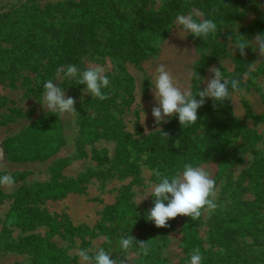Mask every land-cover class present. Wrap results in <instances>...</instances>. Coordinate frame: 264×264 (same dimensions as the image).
<instances>
[{"label": "trees", "instance_id": "1", "mask_svg": "<svg viewBox=\"0 0 264 264\" xmlns=\"http://www.w3.org/2000/svg\"><path fill=\"white\" fill-rule=\"evenodd\" d=\"M239 0H163V5L157 10L146 9L154 0H66L54 4L40 6L22 1L0 11V82L11 87L21 85L36 98L44 93V84L54 80L57 69L76 65L81 69L85 65L86 53H108L114 58V69L108 73L109 86L102 89L108 96L106 100L95 98L104 109L114 102L116 95L110 96L109 90L122 96V104L129 106L134 101L135 80L127 71L126 63L140 64L157 51L159 40L170 31L178 15L192 14L193 8H199L205 19L217 23L218 29L206 40L190 34L197 50L198 58L193 64L192 95L202 89V79L209 68L224 52L225 46L219 41L224 35H233L230 27L235 18V5ZM215 9V11H214ZM193 15V14H192ZM193 18L198 19L193 15ZM257 28L264 33V16L257 21ZM244 39L247 33L244 32ZM247 50V49H246ZM238 70L245 64L244 56L239 50L236 55ZM240 81L236 74L232 79ZM75 83L82 87L83 85ZM146 80L144 91L149 88ZM119 90V91H118ZM197 100L200 97H196ZM210 100L198 109V120L195 124L182 127L178 115L168 117L161 129L143 135L140 139L127 140L130 137L118 128L106 129L104 121L91 116L81 115V130L85 142H93L109 135L117 139L115 166L119 170L125 165L136 173L131 159L132 150L150 152V164L162 175L171 177L182 172L185 164L198 166L201 163L216 161L218 168L214 176L217 184L226 173L243 160L244 153L252 151L255 159L246 171L243 179L229 181L227 189L233 185L231 192L224 196V201L210 222L211 241L223 248L213 251L204 245L199 234V226L203 222V214L197 220L184 216L181 224L182 243L186 257L177 264H188L190 253L199 248L202 264H264V255L256 253L254 245L239 243V238L253 236L259 245V236L264 231V155L259 157L256 145L262 140V135L245 126L236 119L230 105ZM6 107V111L1 109ZM207 112V114H205ZM23 109L9 106V100L0 93V123L5 124L14 118L23 117ZM257 119H264V114H253ZM204 125L203 128L201 125ZM135 134L142 135L143 127L136 112ZM206 129L207 135L199 131ZM167 134V136L165 134ZM236 133L241 134L237 140ZM65 142L63 125L55 113H46L17 135L7 138L4 142L12 160H44L52 156ZM131 146V147H130ZM100 161L106 157L95 154ZM68 160L57 162L52 168V177L48 182L20 188L14 195L6 194L0 189V203L12 198L13 203L7 215V226H19L23 230L34 229L37 224L47 223L49 232L46 236L26 235L19 242L13 243L9 228L0 231V247L25 249L35 247L33 264H69L76 257H70L66 250L51 242L50 237L58 230L61 223L47 215L36 206L45 200H58L70 192H80L83 184L89 179V174L78 178L65 179L61 175ZM5 175L0 172V177ZM27 172H16L11 176L15 181L26 178ZM137 178L138 174H137ZM155 180L159 182L155 176ZM248 184H245V181ZM251 192L253 200L242 198L243 192ZM130 185H124L115 204L110 206L106 215L117 220V226L124 222L126 215H134L130 202ZM167 204V202H165ZM154 207V197L153 204ZM151 207V208H152ZM149 210L140 217H134L133 225L142 234L135 237L136 241L149 244L155 239H164L173 230L179 216L168 221V227L158 228L147 219ZM64 225L65 234L70 236L96 235L87 228L74 226L69 220ZM116 227L106 229L113 234ZM121 232L115 234V240L127 237ZM134 247L138 249L137 246ZM153 249L150 247V256ZM143 256L137 264H166L154 257Z\"/></svg>", "mask_w": 264, "mask_h": 264}, {"label": "rangeland", "instance_id": "2", "mask_svg": "<svg viewBox=\"0 0 264 264\" xmlns=\"http://www.w3.org/2000/svg\"><path fill=\"white\" fill-rule=\"evenodd\" d=\"M27 0H0V11L10 8L11 5L18 4ZM58 1L66 0H28L29 4L46 6L54 4ZM163 5V0H154L152 5H147L148 10H157ZM235 18L229 28H239L240 34L246 32V40L254 38L260 34L257 28V21L264 16V0H239L235 5ZM196 13L201 15L197 16ZM192 14L198 19H205L204 13L194 7ZM176 20L174 21L168 34L156 43L157 51L149 56L142 63L135 64L126 63L127 71L134 77L135 90L134 101L129 106L122 104V96L116 94L111 87L109 95H116L114 102L108 109H104L100 102L94 101L95 97L85 93L86 85L79 87L75 81L79 76L74 78H64L56 74L54 84L60 86L65 91V98L75 99V113L60 114L55 113L62 125L65 142L62 146L47 159L44 160H12L5 148L4 142L7 138L17 135L27 128L32 122L40 118L48 112L43 103V94L36 98L33 94L28 93L26 88L21 85L11 87L7 83L0 82V93L9 100V106H16L24 110L26 114L23 117L14 118L13 120L1 124L0 123V172L12 175L16 172H27L26 178L15 181L12 187L0 186L6 194L14 195L20 188L33 186L40 183L48 182L52 177L51 168L61 160H68L67 164L61 171V175L65 179L78 178L83 174H89V179L83 184V190L80 192H70L65 197L58 200H45L36 204L37 207L44 210L45 213L56 219L57 223H61L58 230L50 237L52 243L66 250L70 257H76L69 264H81L80 257L77 255L81 249H99L104 248L110 253L113 259H125V252L120 248L119 241L115 240V234L121 232L128 236L137 237L142 234L138 227L133 225L134 217H140L151 209L153 204V196L149 195L144 199L146 189L158 183L155 180L154 172L156 169L150 164V152H139L132 150L131 159L137 170L132 172L125 165L119 166V170L115 166L117 139L106 135L93 142H85L83 132L81 130L80 116L86 115L104 121L106 129L118 128V132L129 134L131 139H140L143 135L152 131L161 129L163 124H155V118L152 115V109L157 105L154 97V81L155 70L160 64L167 66L171 71L175 82L182 91H192V72L193 64L198 58L197 50L189 33L177 28ZM224 30L219 41L224 44L225 52L207 69L202 79V89L207 86V81L213 77L210 69L212 67L220 68L224 78L231 80L236 74L241 76L242 89L241 93H236L233 101H226L232 110L233 116L241 121L245 126L255 130L262 135V140L256 145L255 149L258 156L264 155V119H257L253 114H264V57L259 55L258 50L253 51L252 48L246 50L244 56L245 64L238 70L236 63V55L238 49L230 47L228 37L224 35ZM89 53V52H88ZM86 53L85 65L79 69L82 73L89 66H102L105 68V74L112 73L115 63L114 58L108 53L95 52L94 54ZM257 62L255 71H251L249 75V64ZM146 80L150 81L148 90L145 92L144 87ZM223 82V81H222ZM119 91V90H118ZM212 100L206 98L205 102ZM7 109L3 107L2 112ZM139 112V121L143 127V134H135L136 112ZM53 113V112H52ZM207 114V112H205ZM168 117L165 118V120ZM205 127L203 124L201 125ZM202 135H207L206 129L199 131ZM237 140H241V134L236 133ZM131 147V146H130ZM95 154L106 157V160L100 161L95 158ZM255 159V153L248 151L244 153L243 160L231 168L223 179L216 186L215 203L217 207L212 212L203 213V222L199 226V234L204 241L206 248L213 251H220L223 248L215 245L211 241L210 229L211 219L214 212L221 207L224 196L231 192L234 185L227 189L229 181L235 184L243 179L246 171L250 168ZM214 178L218 168L216 161L201 163ZM137 174L138 177L137 178ZM248 184V181H245ZM124 185H130V202L133 206L134 215H126V219L117 226V220L107 216L106 212L110 206L115 204L121 189ZM242 198L253 200L254 196L251 192H243ZM13 203L12 198H7L0 203V231L5 227L9 228L13 243H17L26 235H42L46 236L50 228L47 223L37 224L34 229L23 230L19 226H7L6 219ZM263 221H264V204H263ZM184 216H179L172 231L167 233L164 239H153L149 247L153 252L147 258L154 257L166 264H177L186 257L184 246L182 243L181 224ZM69 220L74 226L87 228L95 231L97 234L86 235L80 237L78 235L70 236L65 234L64 225ZM264 224V223H263ZM116 227L113 234L106 233V229ZM259 245L253 236L239 238L241 245H254L256 253L259 256L264 255V231L259 236ZM133 252H138L135 247ZM94 253L90 252L89 255ZM35 257V247H27L19 249L18 247L2 248L0 247V264H33ZM143 255H130L127 264H137L142 260Z\"/></svg>", "mask_w": 264, "mask_h": 264}, {"label": "clouds", "instance_id": "3", "mask_svg": "<svg viewBox=\"0 0 264 264\" xmlns=\"http://www.w3.org/2000/svg\"><path fill=\"white\" fill-rule=\"evenodd\" d=\"M215 11V9H214ZM197 16L201 15L196 13ZM177 28L180 32L189 33L194 37L206 40L210 34L217 32V23L211 19H200L199 22L193 18L192 14L178 15L176 18ZM239 28L232 29L233 35L228 36L231 42L230 47L235 53L239 50L241 56L246 55V49L252 48L264 57V33L257 34L250 40L244 39L238 31ZM256 63L249 64V75L255 71ZM58 75L64 78H74L79 76L78 84L86 85L85 93L91 94L100 100L108 99L102 89L109 86V78L105 74V68L102 66H89L82 73L76 65L60 67L57 70ZM210 71L213 77L207 81V86L200 89L193 96L189 91H182L177 86L175 79L168 70L167 66L160 64L155 70L154 97L158 106L152 109V115L155 118V124L160 125L166 117L178 115L181 126L188 127L195 124L199 119L197 112L201 108L206 98H211L215 102L223 104L225 101H233L236 93H241L238 79L224 78L220 68L212 67ZM223 81V82H222ZM200 97L199 100L196 97ZM75 99L65 98V91L54 84L53 80H48L44 84L43 103H41L48 112L68 114L75 113ZM165 134V133H164ZM167 136V134H165ZM154 175L159 180L149 189L144 190L146 199L149 195L154 197V207L147 215V219L155 223L158 228L168 227V221L177 216L191 217L192 220L199 219L204 212H212L216 209L215 203L216 182L211 174L203 166H194L185 164L182 172H177L171 177L162 175L155 171ZM15 183L11 175L5 174L0 177V186L12 187ZM167 202V204L165 203ZM120 248L125 252L127 261L130 255L148 256L150 252L149 241H136L134 237H121L119 241ZM134 245L138 247V252H133ZM94 253L89 255V253ZM77 255L80 257L81 264H127L125 259H113L109 252L104 248L81 249ZM202 256L199 248L193 249L190 253L188 264H202Z\"/></svg>", "mask_w": 264, "mask_h": 264}]
</instances>
